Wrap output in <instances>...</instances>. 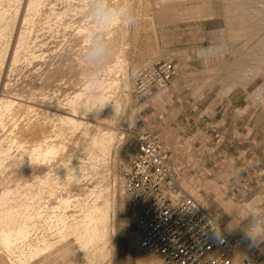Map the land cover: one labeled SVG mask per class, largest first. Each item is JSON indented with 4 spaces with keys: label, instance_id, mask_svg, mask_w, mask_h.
<instances>
[{
    "label": "rangeland",
    "instance_id": "374dc122",
    "mask_svg": "<svg viewBox=\"0 0 264 264\" xmlns=\"http://www.w3.org/2000/svg\"><path fill=\"white\" fill-rule=\"evenodd\" d=\"M84 1L42 0L36 13H30L27 25H23L28 49L25 46L18 50V60L13 68L10 66V73L0 69V76L5 75L9 86L4 90L5 95L17 96L23 102L25 96V102L39 108L55 99L54 102H59L61 106L63 99L73 92L72 89L78 91L82 83L92 80V69L86 63L87 53L94 41L92 28L89 29L92 34L87 42L79 39L76 32L73 33L76 26L83 24L87 15L90 16L89 10L94 5L93 1ZM11 2V5L2 3L0 6L7 11L5 20L10 23L6 31L8 40L5 36L1 47L12 42L16 30L17 21L15 25L11 18L14 19L12 12L19 1ZM110 4L117 7V10L125 9L122 17L115 20V26L112 25L116 32L112 28L111 34L107 33L111 51L109 58L114 59V53L116 58L118 53L117 60L123 62L116 63L115 60L111 64L108 58L110 62L108 60L98 65L95 71L98 80L105 81L107 77L106 81H110L112 77V80L120 82H116L118 87L113 86L111 92L107 93V105L117 103L120 106L117 110L119 114L117 111L114 116L110 114L113 120L110 122L107 109L93 108L81 119L89 123L91 134L96 132V127L113 130L112 157L110 154L109 160L107 158L105 161L107 165L98 170L104 175L103 178L106 177L101 188L112 189L115 179L116 194L119 197L122 188L121 172L128 168L136 144L134 137L142 128L152 125L161 133L168 146L179 147L178 160L187 169L182 181L183 187L205 202L213 217L228 232L242 234L246 239L244 228L250 214L264 209V0H114V3L110 0ZM50 8L56 13L63 11L64 15L54 20L57 15L52 14ZM66 8L68 11H64ZM128 8L134 10L136 17L131 26L127 23ZM158 60L173 62L178 68L177 75L164 91H154L151 96L136 94L132 87L133 71ZM105 67L112 73L107 74L109 71ZM39 84L44 87L41 85L40 88ZM31 88L33 91L29 92ZM27 93L32 102L26 97ZM33 99L37 100V104ZM15 111L16 116L20 115L19 109ZM105 116L109 117V124L106 119L104 121ZM79 132L72 133L67 142L69 150H78V154L84 143H87ZM123 134L126 137L120 146ZM72 162L74 169L78 167L77 159ZM88 183L84 180L79 186L63 190L57 186L55 189L57 195H66L67 191L70 195L81 194L84 187H90ZM43 195L41 201L48 197L45 192ZM50 198H47L48 202L51 200L49 203L55 207L53 197ZM115 202V232L107 235L103 241L104 246L102 243L100 245L108 251L104 260L98 258L96 252L95 260L91 262L73 238L66 242L59 238V242L54 237L51 239L54 241H51L54 243L51 249L31 259L25 245L15 243L6 248L1 244L0 264H22L18 260L22 253L25 259L23 264H134L136 257L142 254L135 242V224L125 206L120 209L119 200ZM23 218L20 222L26 221L31 227L32 223H29L33 220L27 223V219ZM37 222L35 233L40 239L50 240L49 237L54 233L52 228L60 227V221L55 219L47 223L50 228L42 222L40 226L38 220L34 222L35 225ZM53 223L56 225H51ZM250 263L253 264L251 260Z\"/></svg>",
    "mask_w": 264,
    "mask_h": 264
},
{
    "label": "bare ground",
    "instance_id": "6f19581e",
    "mask_svg": "<svg viewBox=\"0 0 264 264\" xmlns=\"http://www.w3.org/2000/svg\"><path fill=\"white\" fill-rule=\"evenodd\" d=\"M10 1H14V0H0V6H2V3H7V4L9 3L11 5L12 2L10 3ZM18 1L19 4L17 8L16 9L14 8L15 11L12 12L14 14V19L10 17L12 21H14V23L17 21V25L15 23L16 30L13 36V40H11L12 42H9L7 46L5 45L3 47H1V43H3L2 40L3 41L5 40L3 39L5 38V36L7 39L8 35L6 34L7 33L6 31H8L7 30L8 28H10L9 26L10 23L7 22V20H5L7 11L0 7V66H1L0 69H2L4 73L11 72L12 69L10 68V66L13 68V64L16 63V61L18 60V50H21L25 46H26L25 49L26 50L28 49L27 48L28 39L27 36L25 35L24 32L25 30H23L24 29L23 25H27L29 20L28 17L30 13L33 14L36 13L38 6L42 0H16L17 3ZM89 1L94 2V0H89ZM10 5L8 6L10 7ZM79 5H81V3ZM51 6L52 5H50V7ZM113 8L117 9V7L116 8L113 7ZM3 10L6 12H4ZM53 10L54 9H52L50 12L52 14L57 15L56 17L54 16V20H56L58 16H61V14L64 15L63 11L56 13L57 11L54 12ZM64 11H68L67 8ZM12 13L10 16H12ZM82 15L85 16V14ZM86 17L87 18L85 19L87 20L84 23L82 21L83 24L76 26L77 29L73 32V33L76 32L75 34L79 36V39L82 38L84 42H87V40L90 38L92 34V33L90 34V30H89L90 28H92L91 32H93L92 22L90 19L91 17L88 15ZM113 25L115 26V24ZM114 26L111 27L110 30L112 28L114 30ZM57 27L59 28V26ZM58 28L56 30H59ZM110 30H109V34H111ZM28 31L30 33V30ZM114 31L116 32V30ZM92 36H94V34ZM30 43L31 42H29V44ZM27 55L29 56V54ZM117 55L118 53L116 54V58H115V53H114V55L112 56L114 57V59H111L110 57L109 59L111 60V62L109 59H108L109 61L108 60L107 61L110 62L111 64L112 61L114 63L115 60H117L118 57ZM108 62L106 64H108ZM120 62L123 61L122 60L116 61V63H120ZM113 65L111 67H114ZM106 67L105 69H107ZM117 67L118 66H116V68ZM107 70L109 71L110 69ZM106 72L107 71H105V73ZM109 73H112V71L107 72V74ZM1 74L2 71L0 75ZM7 75L9 76V74ZM0 77H2V80L0 82V245L2 244L6 248H9L11 244L15 245V243L16 244L18 243V245L21 246L25 245L26 247H28V257L31 259L40 256L41 254H43V252L45 253L46 250L48 251L49 249H51L52 248L51 246L54 245V243H52L54 241L51 240L52 238L54 239V237H57L58 238L57 240L59 242H61L60 240H62V242L63 241L66 242L70 238H73L75 244L80 247V250H82V252L85 254V257H87L88 260H90L91 262L95 260L94 254L96 252H97V256L99 255L98 258L100 257L104 260L108 256L107 254L108 251H105V249L100 245L101 243L103 245V241L107 239L106 237L108 234H114L115 232L116 215L115 212L113 211L114 204H116L115 201L116 199H118L119 200L118 205L120 209L124 208L123 190L122 188L119 190L120 191L119 197L117 198V194H116L117 181L115 179L113 183V188L110 189L111 191L108 190L109 188H104V187L101 188L103 185L102 181L106 180V177H104L105 178L104 179L103 178L104 175L103 174L101 175V173L98 171L99 168L103 167V165L104 166L107 165L105 161L108 158V156H110V154L112 153V147L114 144L113 130L111 128L100 129L99 127L98 128L96 127L97 129L96 132L95 133L93 132L94 134H91L92 133L90 131L91 126L89 125V123L83 122L81 119H84V116H87V112L93 108L94 109L97 108L99 110L104 109V111L107 109L106 112L107 115H109V117L110 114L112 115L116 114L115 112L118 110L119 105H116L117 103L113 105H110L109 103V105H107L108 104L107 98L109 97L107 93L109 91L111 92L113 86L115 87V85L116 86L118 85L116 84V82H118L117 79H115L116 81L112 80L110 74L112 81L110 79H109L110 81H106L107 79L106 77V79L103 78L105 79V81L95 79L87 83L86 82L82 83L78 91H76L75 89L74 91L72 89L73 92L72 93L70 92V94L67 95L65 99H63L64 100L63 104H61L62 107L58 105L60 104L59 102H54L56 101L55 98L54 101L50 100L51 98H49L50 101H47V104L43 105L42 108H39L38 106L29 104V102H25L26 101L25 96L23 99L25 101L23 102L19 98H17V96L11 97L10 95H5L4 90H6V87L9 86L7 83V79L5 78V75ZM42 84L44 85V82ZM42 84H39L40 88H42L43 86ZM34 85L32 87H34ZM35 86H38V84ZM45 88H43V90ZM30 91H33V89L29 90V92ZM7 93L8 92H6V94ZM46 94H48V92ZM29 96L30 95H28L27 93L26 97ZM21 97L23 96L21 95ZM29 99L30 102H32L31 101L32 99L30 97ZM35 101L37 104V100H34V102ZM17 109H19L21 112L20 115L18 116H16V111H15ZM118 111L117 113L119 114ZM6 116H8L7 122L5 118ZM106 116L105 118L103 117L104 121L106 122L107 120V124H109L112 118L111 117L106 118ZM108 118L110 120L109 123H108L109 121ZM78 130H80L81 132L80 137L84 136L85 138L83 139H85V142L87 140V143H84L83 147L80 146V148L82 147L81 150H79L80 154H78V150H74V151H72L73 149L69 150L70 148H68V143H67L71 139L69 136L72 133H76V131ZM125 137L126 136L123 134L121 140L119 141L120 146L123 144L122 141L123 139H125ZM74 159H77L79 161V165L75 169L72 165L73 163L72 161ZM84 180H86L87 182L89 181L88 185H90V187H84L85 189L84 191H82L83 193L81 194L75 193L74 195H70L68 194L69 191H67L68 193L66 195H57L58 191L55 189L57 186H59L63 190L64 188L66 189V187L72 188L76 185L79 186L80 182L81 181L83 182ZM56 191L57 193H55ZM44 192L48 195V197L45 195L47 198L53 197L55 201L54 202L55 207H52L53 205L49 203L51 202V200H49L48 202L47 198H45L47 201H45V199L41 201V198L42 199L44 198V195L42 197V193L44 194ZM54 208H56V210H54ZM27 215L29 216V218H27ZM22 218L24 220L27 219V223L28 220L29 222L33 220L29 223V224L32 223V225H30L31 227H29L28 224L25 223L26 221L21 223L20 220ZM53 218L55 220L60 221L58 222L60 223L59 224L60 227H56L55 229L52 228L53 229L52 231L54 233L52 235L50 234L51 235L49 237L50 240L49 239L45 240L42 238L40 239V237L38 238L36 235L37 233H35L37 230L36 227L38 226V222L37 225H35L34 222H36V220L40 221L39 223L41 226L42 223L47 224L50 219L54 220ZM125 224L126 226H129V224L127 223ZM51 225H56V224L53 223ZM50 227L51 226H49V228ZM227 227L232 229V226L230 224H227ZM56 242L57 241H55V243ZM244 255L245 254L242 251V249L240 251H237L233 258L234 259L233 264L234 263L241 264V262L243 263ZM18 260L22 264L25 262L23 253L19 256ZM237 260L239 261L238 263ZM135 261L136 264H153L154 258L150 255L147 254L144 255L142 253L141 255H138L136 257ZM249 264L251 263L249 262Z\"/></svg>",
    "mask_w": 264,
    "mask_h": 264
},
{
    "label": "built area",
    "instance_id": "2783aa9c",
    "mask_svg": "<svg viewBox=\"0 0 264 264\" xmlns=\"http://www.w3.org/2000/svg\"><path fill=\"white\" fill-rule=\"evenodd\" d=\"M177 73L171 61L142 65L133 71V90L140 96L164 91ZM134 140L120 179L138 250L152 256L153 264H233L244 236L228 232L205 202L183 187L187 169L178 160L179 147L168 146L152 125L138 131ZM213 220L218 230L211 226ZM243 262L250 260L244 255Z\"/></svg>",
    "mask_w": 264,
    "mask_h": 264
},
{
    "label": "clouds",
    "instance_id": "9594fccd",
    "mask_svg": "<svg viewBox=\"0 0 264 264\" xmlns=\"http://www.w3.org/2000/svg\"><path fill=\"white\" fill-rule=\"evenodd\" d=\"M125 9H114L110 0H94V5L90 9L91 22L94 33V41L87 53L86 63L92 69L90 79H97L95 71L98 65L105 63L110 56V47L107 43V33L114 24L115 20L121 18ZM128 13L127 23L129 26L135 22V12L132 8L126 9ZM214 229H219L216 220L210 222ZM238 226V225H237ZM245 237L250 239L253 244L264 243V209L250 214L248 223L244 228Z\"/></svg>",
    "mask_w": 264,
    "mask_h": 264
},
{
    "label": "crops",
    "instance_id": "0c3cea01",
    "mask_svg": "<svg viewBox=\"0 0 264 264\" xmlns=\"http://www.w3.org/2000/svg\"><path fill=\"white\" fill-rule=\"evenodd\" d=\"M241 249L253 264H264V243L253 244L250 239L246 238Z\"/></svg>",
    "mask_w": 264,
    "mask_h": 264
}]
</instances>
